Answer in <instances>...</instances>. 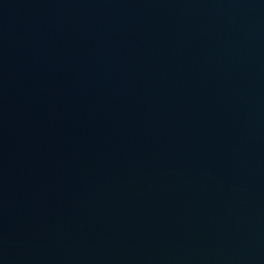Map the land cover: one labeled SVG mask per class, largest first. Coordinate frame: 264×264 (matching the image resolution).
<instances>
[{"label":"water","instance_id":"obj_1","mask_svg":"<svg viewBox=\"0 0 264 264\" xmlns=\"http://www.w3.org/2000/svg\"><path fill=\"white\" fill-rule=\"evenodd\" d=\"M0 264H264V0H0Z\"/></svg>","mask_w":264,"mask_h":264}]
</instances>
